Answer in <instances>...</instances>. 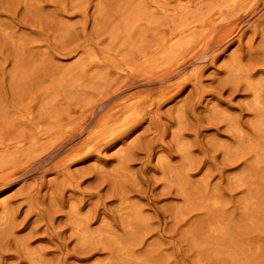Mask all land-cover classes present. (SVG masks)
Returning <instances> with one entry per match:
<instances>
[{
  "label": "rangeland",
  "instance_id": "374dc122",
  "mask_svg": "<svg viewBox=\"0 0 264 264\" xmlns=\"http://www.w3.org/2000/svg\"><path fill=\"white\" fill-rule=\"evenodd\" d=\"M0 264H264V0H0Z\"/></svg>",
  "mask_w": 264,
  "mask_h": 264
}]
</instances>
